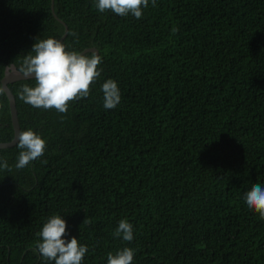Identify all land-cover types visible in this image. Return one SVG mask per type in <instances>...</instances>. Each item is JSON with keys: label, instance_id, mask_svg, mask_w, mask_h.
<instances>
[{"label": "trees", "instance_id": "16d2710c", "mask_svg": "<svg viewBox=\"0 0 264 264\" xmlns=\"http://www.w3.org/2000/svg\"><path fill=\"white\" fill-rule=\"evenodd\" d=\"M95 3L54 0L66 50L102 58L88 97L59 113L20 99L34 78L9 83L21 131L46 148L22 169L16 144L0 148V264H54L34 250L53 215L87 246L82 264L124 247L132 264H264V219L244 200L264 187V0H149L140 19ZM64 31L52 0H0V88L36 40ZM13 138L3 90L0 142ZM122 219L130 242L113 235Z\"/></svg>", "mask_w": 264, "mask_h": 264}, {"label": "clouds", "instance_id": "9594fccd", "mask_svg": "<svg viewBox=\"0 0 264 264\" xmlns=\"http://www.w3.org/2000/svg\"><path fill=\"white\" fill-rule=\"evenodd\" d=\"M149 0H96L95 7L99 12L111 10L117 15H133L140 19L142 8L148 6ZM153 6L156 0H152ZM75 35V33H71ZM34 53V54H33ZM102 58L93 51L91 56L78 51H68L61 40L49 37L39 39L32 46V50L25 56L23 71L26 76L34 78L35 86L24 85L20 92V99L34 108L45 110L55 109L59 113H66L70 102L88 97L91 85L100 77L98 67ZM103 92V107L115 108L121 100L118 83L107 79L101 86ZM3 89L0 88V92ZM16 146L21 149L16 163L17 169L26 167L32 161L43 156L46 140L31 128L18 132ZM0 167L8 168L7 162ZM247 207L258 213L264 219V187L253 184L251 190L244 196ZM67 224L61 215H53L43 224L36 242V249L46 261L54 264H82L87 246L81 245L76 236L66 239ZM114 236L132 241L133 226L126 219L119 221ZM134 249L124 247L115 254L109 252L107 264H132Z\"/></svg>", "mask_w": 264, "mask_h": 264}, {"label": "water", "instance_id": "95a60500", "mask_svg": "<svg viewBox=\"0 0 264 264\" xmlns=\"http://www.w3.org/2000/svg\"><path fill=\"white\" fill-rule=\"evenodd\" d=\"M52 10H53L54 15L65 25V31H64L63 35L61 36V38L59 39L62 41L66 37L69 28H68V25L63 20H61L57 16V14L55 13L54 0H52ZM88 51H91V52L95 51V52H97V54L99 53V51L96 47L86 48L81 53H86ZM28 78H31V77L26 76L24 71L19 69L14 63H12L6 67L5 76L2 78V88L5 91L8 99H9L11 118H12V123L14 126V138L11 141L0 142V148L14 146L16 144V136H17L18 132L21 131L19 118H18V109H17V104H16V98H15L14 93L12 92V90L9 87V83L17 81V80H21V79H28Z\"/></svg>", "mask_w": 264, "mask_h": 264}]
</instances>
